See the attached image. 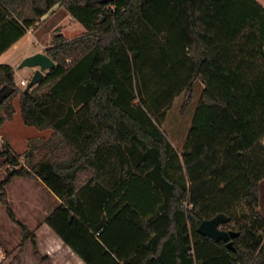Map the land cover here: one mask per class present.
<instances>
[{
	"label": "trees",
	"instance_id": "obj_1",
	"mask_svg": "<svg viewBox=\"0 0 264 264\" xmlns=\"http://www.w3.org/2000/svg\"><path fill=\"white\" fill-rule=\"evenodd\" d=\"M58 4L85 32L53 37L45 53L56 66L44 79L21 91L15 68L0 64V90L13 87L0 100V127L19 94L25 125L58 140L24 167L5 148L15 170L0 186L16 176L41 180L64 202L45 223L85 264H264V6L0 0V55ZM197 79L204 88L180 154L161 124L185 92L188 107ZM61 147L70 153L58 158ZM4 203L20 246L37 247L35 231ZM219 213L239 232L235 250L197 231Z\"/></svg>",
	"mask_w": 264,
	"mask_h": 264
},
{
	"label": "rangeland",
	"instance_id": "obj_2",
	"mask_svg": "<svg viewBox=\"0 0 264 264\" xmlns=\"http://www.w3.org/2000/svg\"><path fill=\"white\" fill-rule=\"evenodd\" d=\"M258 1L264 6V0ZM58 6L60 7L61 5L58 4ZM64 15L65 11L61 10L60 13L58 12L48 18L47 22L40 19V24L33 28L34 31L38 29L37 35L42 36L44 45L50 46L53 37L58 33L67 39H73L85 32L84 27L80 23H76V21L70 22V20L66 19L54 28L50 35L44 36L57 20L64 18ZM24 42H28L27 49L39 52L43 50V53L45 52L46 48H43L36 40H33L31 35ZM21 61L17 64L15 78L17 86L21 88L20 90L25 91L29 88L35 68H18ZM49 71H46L45 74ZM203 88L202 81L197 79L193 86L188 107L183 112L182 107L187 98V93L185 92L174 100L173 105L167 112L165 121L161 124L162 130L180 154L183 151L182 147L185 145L184 142L200 102ZM9 104L14 106L15 113L12 119L6 120L0 127V183L15 169L5 163V156L2 155L5 148L8 151L11 150L17 156L19 160L18 167H24V165L28 166L29 162H35L44 157L47 152L45 142L51 141L53 138L56 141L58 140L57 137H53L54 132L52 129L38 130L25 125L20 113L19 94L12 98ZM3 112L4 110L1 109V113ZM68 153H70L69 148L64 150L61 147L56 154H58V158H62L65 155L67 156ZM29 155H32V157H28ZM81 176L84 179L85 174ZM4 201L9 202L17 219L23 223L25 222L24 224L27 225L30 231H35V227L44 218L49 205L55 203L54 197L49 190L42 186L40 180L36 177L16 176L11 183L0 186V249L5 255V258H2L0 253V259H2L0 263L23 264V254H25L26 263H29V260L37 253L38 246L34 247L31 240H28L23 247L20 246L23 241L21 229L9 219ZM40 243H43V239L40 240Z\"/></svg>",
	"mask_w": 264,
	"mask_h": 264
},
{
	"label": "crops",
	"instance_id": "obj_3",
	"mask_svg": "<svg viewBox=\"0 0 264 264\" xmlns=\"http://www.w3.org/2000/svg\"><path fill=\"white\" fill-rule=\"evenodd\" d=\"M61 10L65 11L64 18L57 20L54 23V25H52L50 30L47 33H45L44 36L50 35L51 31L54 28H56L61 22H63V20L67 19V20H70V22L76 21L65 10V8H63L61 6L59 7L58 5L54 6L48 14H46L45 16H43L41 18V20L47 22L48 18L56 15L58 12L60 13ZM76 23H79V22L76 21ZM39 24L40 23L37 22L36 26H38ZM37 31H38V29H36L35 31H34V29L29 30L23 38H21L18 42H16L9 50H7L3 54H1L0 55V64L6 63V64H10L11 66H13L15 68V75H16V68H17V64L19 63V61H21L22 59H24L27 56H30V55H33V54L39 52V51H35L33 49H27L28 42L23 43V41H25L29 35L32 36L33 40H36L40 45H42L43 48L49 47V46L43 44L42 36L40 37L39 35H37ZM84 31H85V28H84ZM40 52H43V50H41ZM15 83H16V78H15ZM16 85H17V83H16ZM184 144H185V142H184ZM182 148H184V146ZM4 160H5V158H4ZM11 181H10V183H11ZM40 183L42 184V186L44 188L49 190V188L41 180H40ZM52 196L54 197L55 203H53L52 205H49V208H47V212H46L44 218L35 227V234H36V242H37V246H38V251H37V253H35L33 258L29 260V263H26L25 254H23L22 262H23V264H85L84 261L71 249V247H69L67 244H65L63 242V240L52 230V228L47 223H45V217L50 212H52L60 203H64L55 194L52 193ZM258 209H259L260 213L264 216V179L261 183L260 200H259ZM41 239H43L42 244L40 243Z\"/></svg>",
	"mask_w": 264,
	"mask_h": 264
},
{
	"label": "water",
	"instance_id": "obj_4",
	"mask_svg": "<svg viewBox=\"0 0 264 264\" xmlns=\"http://www.w3.org/2000/svg\"><path fill=\"white\" fill-rule=\"evenodd\" d=\"M56 66L55 61L46 53L38 52L25 57L18 68L33 67L34 75L30 81L29 87L37 86L45 77V72ZM13 91V87L6 85L0 90V100ZM12 170L11 173L14 172ZM230 218L225 213H219L212 218L204 219L197 228V231L215 242H224L229 249L235 250L233 240L239 236V232L235 230H226L222 226L229 223Z\"/></svg>",
	"mask_w": 264,
	"mask_h": 264
},
{
	"label": "built area",
	"instance_id": "obj_5",
	"mask_svg": "<svg viewBox=\"0 0 264 264\" xmlns=\"http://www.w3.org/2000/svg\"><path fill=\"white\" fill-rule=\"evenodd\" d=\"M222 228H223V229H227V230L229 229V228L226 226V224L223 225ZM0 253H1V255H2V258H5V255H4V253L1 251V249H0ZM1 260H2V259H0V262H1Z\"/></svg>",
	"mask_w": 264,
	"mask_h": 264
}]
</instances>
